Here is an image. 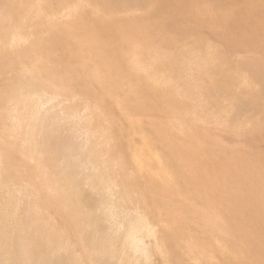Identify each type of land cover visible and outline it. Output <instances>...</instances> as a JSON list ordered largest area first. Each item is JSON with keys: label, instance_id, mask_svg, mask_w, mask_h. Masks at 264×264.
Instances as JSON below:
<instances>
[{"label": "bare ground", "instance_id": "obj_1", "mask_svg": "<svg viewBox=\"0 0 264 264\" xmlns=\"http://www.w3.org/2000/svg\"><path fill=\"white\" fill-rule=\"evenodd\" d=\"M187 3L0 0V264H264V155L208 131L260 127L264 61L175 50Z\"/></svg>", "mask_w": 264, "mask_h": 264}, {"label": "rangeland", "instance_id": "obj_2", "mask_svg": "<svg viewBox=\"0 0 264 264\" xmlns=\"http://www.w3.org/2000/svg\"><path fill=\"white\" fill-rule=\"evenodd\" d=\"M187 2L188 3L186 4V6L189 8L185 9V12L187 14H190V15H196V13H197V15L199 14L200 18L202 20H204L203 23H205V28L203 27L202 29L200 28V30H199V29L194 28V26H191L190 29L189 28L185 29L182 32V33H185L184 35L180 36V34H175V35H177L175 38V43L173 44V47L175 50H177V51L181 50L183 43L186 44L189 40H191V42H192V39H194V37L199 36L200 34H198V33H201V35L203 37L212 41L218 48H220L222 53H224V54L226 53V55H227L226 57L228 59L229 58L230 59H237V58H242V57H247V56L248 57L258 56L259 59H262L264 61V39H262L260 41L261 44H258L259 45L258 47L254 48V47H251L249 45H243V43H242V45L237 46V49L234 50V49H231L229 46H226V44L221 43V41H219L216 37V35L218 33H222V32L223 33L227 32L228 34H230V36H232V38H234L233 36L236 37L237 36L236 33L234 35V33L228 32L229 31V29H228L229 24H231L232 28H234L237 25V28L239 29V31L242 30V28H243V30H245V28L248 29L247 26L240 24L238 19L241 17L242 18L246 17V15H249V14L256 16V18H251V21L249 22V24L251 23L250 27L253 29V28H256V26L258 27V25H259L258 28L261 27L260 28L261 31H258V35L264 36V0H187ZM257 4H258V6H256ZM17 5H18V0H17ZM204 5H208L207 7L212 8L215 12H217L219 14L220 20L223 19L221 21V23H219V24H217V23L214 24L213 22L211 23V19L209 17V14L203 13L204 9H202V8H204L203 7ZM140 20H143V19H140ZM170 27L171 26L167 25L166 30L172 35H174L173 33L179 31V30L176 31V29L173 30V28L172 27L170 28ZM186 31H188V32H186ZM198 31H200V32H198ZM183 36H184V39H183ZM176 42H177V44H176ZM191 42H189V43L191 44ZM72 46L74 47V45H72ZM146 101L149 102L150 100L146 99ZM208 131L210 132L211 135H215L217 137H220L224 141V143H226L227 145L233 146V149H237L245 157L247 156V157L251 158L254 155H257V156L260 154L264 155V119H263L259 128L252 130V131H243L242 133H240L239 135H236V136L230 135V134L226 133L225 131L220 130L218 128H214V127L208 128ZM245 211L249 212V210H245ZM260 216H261L260 219L264 220V213L260 214ZM246 217L249 218L248 223H251V220L253 219V217H250L248 215H246ZM61 222H62L61 220L58 221V224H60V225H58L60 232L64 230L63 229L64 228L63 223H61ZM254 237L256 239L255 242L257 244H255L252 241L251 242H252V246H253L254 250H256V252H257L256 254L257 255L264 254V247L262 245L263 241H261V243H260V238H262L263 235L261 236V234L259 235V233L256 232V235H254ZM182 246H183V244H182ZM258 251H260V252H258ZM154 256L155 257H152V264H161V261L158 259V257L156 255H154ZM263 258H264V256H263ZM175 260H177V259H175Z\"/></svg>", "mask_w": 264, "mask_h": 264}]
</instances>
